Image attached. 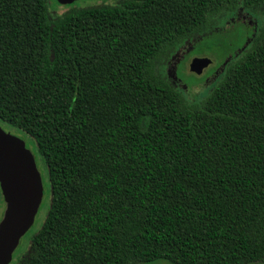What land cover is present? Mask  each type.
Masks as SVG:
<instances>
[{
  "label": "trees",
  "instance_id": "16d2710c",
  "mask_svg": "<svg viewBox=\"0 0 264 264\" xmlns=\"http://www.w3.org/2000/svg\"><path fill=\"white\" fill-rule=\"evenodd\" d=\"M73 3L0 0V126L50 185L11 264H264V0ZM238 10L260 25L188 99L160 61Z\"/></svg>",
  "mask_w": 264,
  "mask_h": 264
},
{
  "label": "rangeland",
  "instance_id": "374dc122",
  "mask_svg": "<svg viewBox=\"0 0 264 264\" xmlns=\"http://www.w3.org/2000/svg\"><path fill=\"white\" fill-rule=\"evenodd\" d=\"M121 1L122 0H76L72 5L74 7L96 6L102 4H118ZM47 2L48 8L52 14H62L70 9L69 4L68 6H66L67 4L60 5L56 0H47ZM260 19L261 15L247 10H238L228 16L220 17L217 25L214 27V31L217 33L218 37L211 36L204 38L194 47L193 44L195 40L190 42L185 41L184 43L179 44L169 53V55L162 58L159 63V70L170 82L178 86L188 99L195 97L196 100H200L206 96L216 84L215 82H217L222 76L224 64L231 60V56L228 55H231L234 49L239 48L248 36L249 31L246 27L255 30L260 25ZM194 57H206L211 60L200 74H196L190 70V62ZM224 58H226V60L221 64ZM3 129H5L6 132L17 135L25 141L27 147L34 155L43 185L42 200L36 212L34 222L28 231L21 237L19 245L13 252L12 260L9 263L11 264L16 260L17 256L27 248L30 237L41 227L50 205V185L46 166L38 154L32 138L24 132L14 128L12 129L5 126ZM4 209V201L0 198V221ZM133 264L177 263H173L166 259H156L151 261H137Z\"/></svg>",
  "mask_w": 264,
  "mask_h": 264
},
{
  "label": "water",
  "instance_id": "95a60500",
  "mask_svg": "<svg viewBox=\"0 0 264 264\" xmlns=\"http://www.w3.org/2000/svg\"><path fill=\"white\" fill-rule=\"evenodd\" d=\"M76 0H57L66 5ZM211 60L194 57L190 70L200 74ZM0 191L5 209L0 221V264H9L21 237L34 222L43 185L31 150L23 139L0 126Z\"/></svg>",
  "mask_w": 264,
  "mask_h": 264
}]
</instances>
